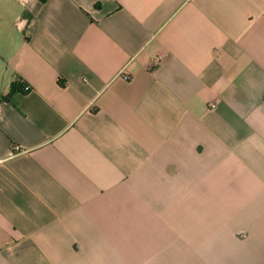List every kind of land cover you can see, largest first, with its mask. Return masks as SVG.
<instances>
[{
	"label": "crops",
	"instance_id": "1",
	"mask_svg": "<svg viewBox=\"0 0 264 264\" xmlns=\"http://www.w3.org/2000/svg\"><path fill=\"white\" fill-rule=\"evenodd\" d=\"M0 264H264V0H0Z\"/></svg>",
	"mask_w": 264,
	"mask_h": 264
},
{
	"label": "built area",
	"instance_id": "2",
	"mask_svg": "<svg viewBox=\"0 0 264 264\" xmlns=\"http://www.w3.org/2000/svg\"><path fill=\"white\" fill-rule=\"evenodd\" d=\"M121 77H122L124 80H126V81H130V80L132 79V77H131L130 74H127V73H124V72L121 73ZM24 91H25V92H29V91H31V87H30L29 85H25V86H24ZM211 106H212V107H215L216 104L213 103V104H211Z\"/></svg>",
	"mask_w": 264,
	"mask_h": 264
},
{
	"label": "trees",
	"instance_id": "3",
	"mask_svg": "<svg viewBox=\"0 0 264 264\" xmlns=\"http://www.w3.org/2000/svg\"><path fill=\"white\" fill-rule=\"evenodd\" d=\"M21 91H22V84L20 83V81H18L11 86L9 96L17 94L18 92H21Z\"/></svg>",
	"mask_w": 264,
	"mask_h": 264
}]
</instances>
